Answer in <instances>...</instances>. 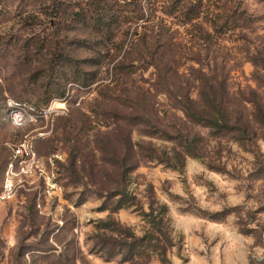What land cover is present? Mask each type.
Listing matches in <instances>:
<instances>
[{
  "label": "rangeland",
  "instance_id": "1",
  "mask_svg": "<svg viewBox=\"0 0 264 264\" xmlns=\"http://www.w3.org/2000/svg\"><path fill=\"white\" fill-rule=\"evenodd\" d=\"M60 1L58 12L53 0H0V184L10 147L22 137L32 140L40 156L56 152L63 160L59 188L41 208L26 190L0 201V264H130L119 256L104 261L94 253L90 236L109 213L99 209L103 199L94 193L97 187L76 185L67 167L73 155L78 165L82 160L104 163V133L113 141L116 128L124 126L115 112L130 111L129 98H144V92L151 103L143 115L151 126L134 121L132 139L169 151L171 142L139 130L155 125L183 132L192 128L199 133L204 155L187 157L183 169L144 161L133 171L129 188L138 198L146 202L145 190L152 187L168 207L172 264H264V140H258L254 157L228 136L189 125L154 85L156 64L166 77L189 80L191 87L197 86L192 68L207 71L208 66L226 79L231 94L254 92L264 98V0H201V11L190 22L168 13L173 0H142L145 20L126 23L109 42L73 17L86 0ZM233 10L236 23L226 16ZM57 41L71 57L95 61L80 64L81 71L60 63L49 76L48 50ZM41 44L42 52L34 53ZM79 73L89 78V85L74 81ZM60 75L65 93L47 100L46 83L60 80ZM196 90H190L194 97ZM8 97L32 104L61 99L65 109L51 120L14 129L2 116ZM226 208L229 213L222 220L207 217ZM112 215L136 234L146 228L132 208Z\"/></svg>",
  "mask_w": 264,
  "mask_h": 264
},
{
  "label": "trees",
  "instance_id": "2",
  "mask_svg": "<svg viewBox=\"0 0 264 264\" xmlns=\"http://www.w3.org/2000/svg\"><path fill=\"white\" fill-rule=\"evenodd\" d=\"M53 2H58L56 8L58 11L63 1ZM201 6V0L195 4L190 0H173L168 13H176L184 21L190 22L199 15ZM76 8L78 10L73 12V17L82 25L101 33L103 39H107L104 42L114 38L116 32H119L126 23L145 20L142 0H86L84 6L79 5ZM234 11L236 10L226 16L232 17L233 23H236L238 17L234 15ZM54 45L48 50L49 76L60 63V66L65 62L71 63L81 71L80 64L90 65L95 61L89 58L82 60L73 58L66 54L58 41L54 42ZM43 48L44 44H41L34 49V53L42 52ZM154 67L159 72L158 80L154 84L155 89L160 87L168 95L171 107L181 111L185 123L207 128L214 136H228L242 150L257 157L259 151L257 142L264 140V98L261 95L254 92L251 96L231 94L226 79L219 77L214 73V69L208 66L207 71L192 68L194 78L197 79V86L194 84L192 87L191 81H176L173 77L170 79L165 76L167 73H161L162 68L158 64ZM60 77V80L49 79L46 83L44 91L48 95L47 100L53 95L62 96L65 93L66 87L62 81L64 77L62 75ZM88 79L85 75L81 78L79 73L74 81L87 86L90 84L87 82ZM193 87L197 89L195 97L190 92ZM143 97L129 98L130 111L115 112L124 126L116 128L117 136L110 131L112 136L114 135L112 138L117 143L116 146L111 140L110 133H104L106 147L104 145L103 148L106 156L101 158L104 163L98 164L93 161L88 165L86 160H82L78 165L77 156L73 155L67 168L76 185L90 183L97 187L98 190H94V193L103 199L99 209L108 210L109 213L105 220L96 222L95 231L90 236L94 253L104 261H111L119 256L121 262L130 264H152L153 261L158 264H172L168 257V251L174 245L170 233L168 207L157 200L152 187L145 190L146 202L138 198L137 193L129 188L133 171L144 161H156L173 169H183L187 157L201 158L204 155L199 146V133L193 132L192 128L183 132L180 129H172L173 126L166 129L155 125L154 129L139 130L144 136L171 142L172 147L169 151L160 152L152 142H147L146 145L142 141H134L131 128V125L137 123L134 121L145 123L146 128L150 125V121H146L143 115L146 113L144 109L151 103L150 96L144 92ZM33 103L40 107L46 106L49 102ZM96 166L99 170L95 169ZM261 170L259 168V171ZM83 201L81 199L79 203ZM128 208H132L145 223L146 228L142 234H136L130 226L113 217L112 214L120 209ZM228 213L229 209L226 208L207 217L211 220H222Z\"/></svg>",
  "mask_w": 264,
  "mask_h": 264
},
{
  "label": "built area",
  "instance_id": "3",
  "mask_svg": "<svg viewBox=\"0 0 264 264\" xmlns=\"http://www.w3.org/2000/svg\"><path fill=\"white\" fill-rule=\"evenodd\" d=\"M65 109V101L55 99L45 107H37L26 100L8 97L3 105V119L14 129L34 124L39 120H51ZM59 153L46 157L38 154L29 138L22 137L10 147L0 184V201H10L20 190L32 192L36 207L51 197L59 188Z\"/></svg>",
  "mask_w": 264,
  "mask_h": 264
}]
</instances>
